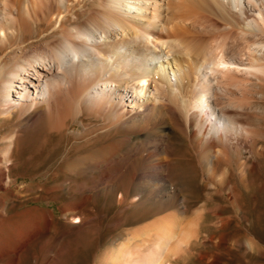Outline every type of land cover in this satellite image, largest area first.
Returning <instances> with one entry per match:
<instances>
[{"label":"bare ground","instance_id":"obj_1","mask_svg":"<svg viewBox=\"0 0 264 264\" xmlns=\"http://www.w3.org/2000/svg\"><path fill=\"white\" fill-rule=\"evenodd\" d=\"M262 96L264 0H0V113L16 116L11 141L15 128L62 114L58 102L70 112L71 123L93 118L103 121L107 132L146 129L148 161L139 169L144 184L159 183L160 193L174 194L177 188L168 175L175 136L164 129L171 126L202 153L188 162L198 163L200 184L210 187L225 163L238 168L231 159L244 154L242 142L264 163V139L250 123L252 101ZM59 126L60 133L66 124ZM164 154L170 158L163 159ZM117 157H102L96 166L112 165ZM11 160L6 156L8 173ZM242 169L247 171L246 163ZM226 178L216 183L219 189ZM80 206L73 202L68 210ZM79 213L69 218L71 227L90 218ZM196 219L173 214L139 228L119 245L102 249L96 264H170L195 236ZM54 222L44 211L10 219L7 233L0 232V258L18 250L13 263L21 264L30 242ZM53 240L46 242L52 243L51 253L60 248ZM60 261L49 253L37 264Z\"/></svg>","mask_w":264,"mask_h":264},{"label":"rangeland","instance_id":"obj_2","mask_svg":"<svg viewBox=\"0 0 264 264\" xmlns=\"http://www.w3.org/2000/svg\"><path fill=\"white\" fill-rule=\"evenodd\" d=\"M252 104L251 126L264 139V96L255 98ZM57 108L60 112L63 109L60 116L52 114L32 126L15 128L18 132L14 144L12 123L16 116L0 113V175L5 173L4 180L0 179V232L6 234L10 219L28 210L44 211L55 219L49 230L30 242L28 251L22 254L21 264L41 263L49 253L57 255L61 260L58 264H80V259L85 264H96L102 249L119 245L129 233L146 229L173 214H182L189 220L201 216L196 219L195 236L180 246L182 250L170 264H264V163L251 156L247 143L242 142V157L235 153L231 159L239 169L232 168V163H225L213 175L215 183L204 188L198 169H194L198 163L188 162L201 159L202 153L171 126L166 127L164 130L175 136L174 161H170L172 172L168 176L177 189L174 194L173 191L162 194L159 183L144 184L145 179L139 171L148 161L149 151L144 144L146 129L118 128L107 132L101 120L92 118L85 123H71L67 108L61 102ZM238 121L245 123L242 118ZM61 122L66 127H61L59 133ZM7 135L10 139L3 138ZM7 153L12 155L10 173L5 171L4 165ZM109 153L119 156L116 162L97 167L100 159ZM164 155L163 159L170 158L169 154ZM243 160L247 171L242 169ZM227 176V185L219 189L217 184L226 181ZM186 182L190 183L189 187L193 183L196 190L193 186L189 188ZM187 193L193 194L189 203ZM73 202L81 203L75 212L68 210ZM79 211H85L90 218L77 228L71 227L69 218L80 215ZM63 232L66 237H60ZM53 238V243L57 242L60 248L51 253L52 243H47ZM6 242L10 245V241ZM93 246L96 250L91 248ZM17 257L18 250L3 254L0 264H15L13 261Z\"/></svg>","mask_w":264,"mask_h":264}]
</instances>
